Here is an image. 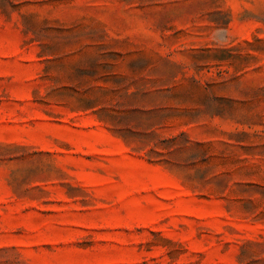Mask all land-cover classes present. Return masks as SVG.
I'll use <instances>...</instances> for the list:
<instances>
[{
    "label": "rangeland",
    "instance_id": "374dc122",
    "mask_svg": "<svg viewBox=\"0 0 264 264\" xmlns=\"http://www.w3.org/2000/svg\"><path fill=\"white\" fill-rule=\"evenodd\" d=\"M0 264H264V0H0Z\"/></svg>",
    "mask_w": 264,
    "mask_h": 264
}]
</instances>
